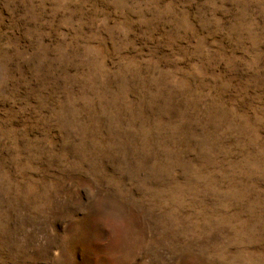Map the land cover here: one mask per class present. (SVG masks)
Listing matches in <instances>:
<instances>
[{"label":"rangeland","instance_id":"rangeland-1","mask_svg":"<svg viewBox=\"0 0 264 264\" xmlns=\"http://www.w3.org/2000/svg\"><path fill=\"white\" fill-rule=\"evenodd\" d=\"M0 264H264V0H0Z\"/></svg>","mask_w":264,"mask_h":264},{"label":"clouds","instance_id":"clouds-1","mask_svg":"<svg viewBox=\"0 0 264 264\" xmlns=\"http://www.w3.org/2000/svg\"><path fill=\"white\" fill-rule=\"evenodd\" d=\"M98 222L106 228L114 239L133 243L135 231L131 217L123 210H113L107 206L99 210Z\"/></svg>","mask_w":264,"mask_h":264}]
</instances>
